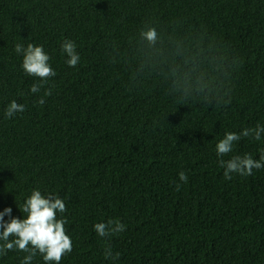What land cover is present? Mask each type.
<instances>
[{"label":"trees","instance_id":"1","mask_svg":"<svg viewBox=\"0 0 264 264\" xmlns=\"http://www.w3.org/2000/svg\"><path fill=\"white\" fill-rule=\"evenodd\" d=\"M29 43L56 72L35 94L14 50ZM12 101L25 111L7 118ZM258 124L264 0H0V212L26 218L34 189L64 199L73 249L60 264H264V168L226 180L219 164L258 161L264 133L216 154L226 133ZM109 220L125 230L100 237Z\"/></svg>","mask_w":264,"mask_h":264},{"label":"clouds","instance_id":"2","mask_svg":"<svg viewBox=\"0 0 264 264\" xmlns=\"http://www.w3.org/2000/svg\"><path fill=\"white\" fill-rule=\"evenodd\" d=\"M148 41L156 40L155 29H149L142 33ZM15 52L19 55L23 53L22 68L24 72L31 77L39 78L41 83L33 84L30 92L35 94L40 88L48 82L49 79L56 76V72L49 64L50 57L45 53L43 46H35L29 43L25 48L21 44L15 46ZM62 52L69 58L66 63L69 67H76L80 62V56L76 51L74 41L65 40L62 45ZM51 89H48L44 95L50 96ZM43 105L45 100L41 98L38 101ZM25 105L12 101L5 111L7 118H12L16 113H23ZM264 133V125H256L255 128H246L239 134L234 132L226 133L224 138L216 145V154L218 157L226 156L233 151L236 142L242 138L250 137L259 141L261 134ZM219 164L225 168L224 178L232 179L230 173H238L241 176H251L253 170L264 168V154L260 159L254 160L250 154L243 157L234 156L225 162L220 160ZM188 176L185 172L179 173V180L183 183L188 182ZM177 190L180 185L177 184ZM67 211L66 202L59 196L49 195L45 197L39 190H33L30 197L23 204V212L27 214L26 218L12 217V208H5L0 212V257L7 255L9 251H22L27 255L21 260V264H31L37 253L41 254L45 264L55 262L60 264L63 257L70 254L73 249L72 240L66 234V219H58L57 213L63 215ZM10 219L5 221L4 217ZM126 226L118 220H109L107 223H97L94 225L95 232L100 237H111L125 230ZM120 253L113 255L111 245H107L104 251L105 259H118Z\"/></svg>","mask_w":264,"mask_h":264}]
</instances>
